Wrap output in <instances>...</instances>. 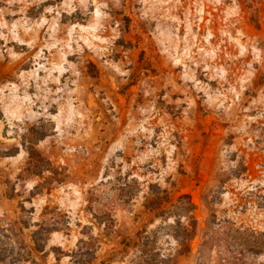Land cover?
Masks as SVG:
<instances>
[{
  "label": "rangeland",
  "instance_id": "rangeland-1",
  "mask_svg": "<svg viewBox=\"0 0 264 264\" xmlns=\"http://www.w3.org/2000/svg\"><path fill=\"white\" fill-rule=\"evenodd\" d=\"M0 264H264V0H0Z\"/></svg>",
  "mask_w": 264,
  "mask_h": 264
}]
</instances>
